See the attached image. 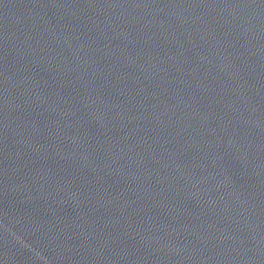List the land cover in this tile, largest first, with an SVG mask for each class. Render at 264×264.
<instances>
[{
  "label": "water",
  "instance_id": "water-1",
  "mask_svg": "<svg viewBox=\"0 0 264 264\" xmlns=\"http://www.w3.org/2000/svg\"><path fill=\"white\" fill-rule=\"evenodd\" d=\"M0 264H264V0H0Z\"/></svg>",
  "mask_w": 264,
  "mask_h": 264
}]
</instances>
